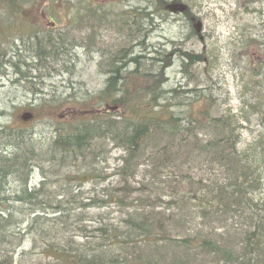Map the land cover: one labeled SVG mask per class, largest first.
I'll list each match as a JSON object with an SVG mask.
<instances>
[{"label":"trees","instance_id":"trees-1","mask_svg":"<svg viewBox=\"0 0 264 264\" xmlns=\"http://www.w3.org/2000/svg\"><path fill=\"white\" fill-rule=\"evenodd\" d=\"M60 1L43 2V8L68 4ZM180 3L185 2L154 0L146 7L122 11L116 16L91 9L97 5H89L91 8H86L78 18L74 15L80 12L54 18L66 24L44 33L32 31L25 21H18L14 49L0 52V89L12 81L14 74L19 82L26 83L25 88L16 89L23 90L20 98L27 103L13 102V121L18 118L21 121L27 113L31 114L29 123L40 113H57V108L67 105L70 99L96 100L92 110L106 106L107 111L105 114L84 110L83 116L76 115L71 123L66 118L57 126L51 125L56 121L52 116L47 118L44 130L19 129L11 123L1 127L0 264H14L18 250L32 231L36 237H30L31 246L41 243L42 251L52 255L49 264H190L185 252L166 262L158 247L159 241L183 245L185 249L193 247L188 238L182 244L170 235L174 229L172 219H179L177 213L185 219L197 220L205 229L204 237L198 236L199 249L209 255L210 262L220 263L222 259L264 264V133L248 150L237 148L240 137L234 128L236 121L229 113L217 114L214 106L210 73L215 55L211 50L183 51L172 42L171 49L163 53L159 46L144 44L154 30L155 18L165 21L164 16L174 13L175 7L179 10ZM27 4L28 0H2L0 11L28 13L23 8ZM182 6L184 16L189 18L190 8L187 4ZM79 28L84 29L81 35L76 34ZM190 32V36L198 38L195 24H191ZM109 33L118 35L120 43L109 48L101 46L99 41ZM255 34L258 36L249 41L250 45L264 51V21ZM241 37L244 43L245 35ZM4 40L2 46L8 44ZM93 45H98V71L104 80L98 91L79 90L68 99L53 94V80L44 79L61 76L63 71L72 75L80 62L77 48L90 51ZM174 60L185 73L198 67L193 79L188 80L194 86L184 89L181 96L176 88L169 89L166 80L165 68ZM199 85H205L204 90ZM58 86L69 90L73 85ZM259 87L254 93L257 99L252 104L246 103L256 111L264 108V79ZM48 90L53 95L48 97ZM35 101L40 103L36 105ZM47 101L51 103L46 104ZM198 102L206 104L196 115L190 107L182 108ZM44 132L49 135L46 139L39 134ZM100 141L110 142L124 152L115 171L122 176L123 184L136 176L135 171L141 165L146 180L140 193L130 199L132 210L127 212L121 226H100L95 230L98 234L92 237L95 240H86L73 250L67 238L73 221L78 223L79 215L74 210L87 204L79 202L67 179L92 174L94 165L98 168L106 161L99 150ZM69 169L78 171L70 174ZM36 171L42 178L34 186ZM122 189L118 203L137 193ZM110 199L111 195L101 197L97 206H105ZM181 223L180 227L184 221ZM225 235L238 239L240 250L236 255L224 250L227 246L221 239ZM233 242L229 240V244ZM145 246L150 247L156 258L140 257ZM22 255L24 251L20 258Z\"/></svg>","mask_w":264,"mask_h":264},{"label":"rangeland","instance_id":"rangeland-1","mask_svg":"<svg viewBox=\"0 0 264 264\" xmlns=\"http://www.w3.org/2000/svg\"><path fill=\"white\" fill-rule=\"evenodd\" d=\"M153 1L154 0H65L68 4L65 3L66 5H58L54 8L50 7V9L49 7L43 8L45 5L42 3L43 0H28V4L23 8L24 12L28 13L37 14L50 11L52 13H61L63 16V13L67 12H80L79 14H82V12L86 11V8H91L89 5H97L96 8L91 9H95L96 11L100 10L105 12V14L113 13L114 16H116L122 14V11H131V9L146 7L147 3H153ZM181 1L185 3H180L179 10L182 11L180 14H176L179 10H176L178 7H175L173 10L174 13L164 16L165 21L160 18H155L153 25L154 30L150 33L148 41H144V44L148 43L151 46H159L164 50L163 53L171 49L172 42L178 44L176 46L182 48L181 50L183 51L193 50L194 53H199L202 50H211L215 55L212 72L210 73V80H213V82H211V90L214 96L213 101L215 109L217 110V114L223 112L232 115L233 119L236 121L234 128H237L238 136L240 137L237 148L241 151L248 150L249 147H252L258 142L260 135L264 133V108H261L260 111H256L246 106V103L247 105L252 104V102L257 99L254 93L258 91V87L264 79V73L262 71L264 66V51L257 45H250L249 42L251 39H255L258 36L255 34L256 29L259 24L262 25L264 21V0ZM58 2L61 3L60 0H58ZM184 4H187L188 8H190L191 14L189 18L184 16L185 9L182 6ZM68 7L73 8V11H69ZM129 15H132V13H129ZM190 18L191 20H189ZM37 20L39 21V19ZM190 22L191 24H195L198 35L197 39L189 35L191 33V24L190 27L188 26L186 29V25ZM241 35H245L244 43H242ZM99 42L101 46H106L107 48L113 43H120L119 36L114 33L106 34L105 37L102 38V41ZM136 51L139 52V49H136ZM84 52L86 51H77V54L80 55L79 57L82 59L80 62H77L76 68L73 70L72 75H70L72 77H70L69 80H71L73 86L69 91L75 90L76 87L77 90L75 91L78 92L79 90L82 92L89 89H93L97 92L104 80L99 76L98 64L95 65L97 66L96 69L93 63H91L90 58ZM178 63L174 60L165 69H167L166 80H168L169 89L176 88L179 92L178 96H181V92L185 91L184 89L194 86L193 84H189L188 80L193 79L194 72L198 71V67L196 70L193 68L189 70L190 73H185ZM20 70L23 71L24 68H20ZM191 71L193 73H191ZM11 78L12 81L7 83L6 86H2L0 89V114H2V116H0V129L1 127L5 128L6 125L11 123L22 126L20 129L26 130L29 128H36V130H44L46 129L43 128L45 124L43 121L45 118L52 117L54 114L72 116V112L75 115H81L82 111L95 108V103H97L96 100L73 102L70 99L66 101L69 107H65L66 103H64L65 105L57 108V113L51 111L48 113L44 112L45 115L40 113L35 120L29 124L21 123V121H13V116L15 115V113H13L15 109L12 110L13 102L15 104H25L27 102L23 98H20L23 90H16L19 86L25 88L26 83L19 82L15 74ZM51 79L55 81L57 77L52 76ZM199 79L200 78L197 80ZM64 80H68L66 76ZM54 84H57V82H54ZM244 85H247V87H244ZM251 85L253 87L251 89L248 88V86L250 87ZM204 86L205 85H199L200 90H204ZM52 88H55V86L53 85ZM62 98L68 99L69 97L65 94ZM39 103V101H35L36 105ZM50 103L51 101L46 102V104ZM205 104V102H198L190 106H183L182 108L187 109L190 107L192 113L196 115L198 110L205 107ZM18 107L21 108L20 106ZM106 109L107 107L105 106L102 111H106ZM242 117H246V121L242 119ZM54 119H57V117L54 116ZM39 134H44L45 139L49 136L46 132ZM99 145L101 146L99 150L103 153L106 161L102 162L98 168H95L94 165L92 174H85L82 177L79 176L76 180L67 179V185L74 187V193H76V196H79V202L87 204L84 207L74 210V214L79 215V218L76 219L78 223H75V220L73 221V226L67 238V241L71 243L69 246L73 250L86 242V240H95V238L92 237L98 234L95 230L100 226H121L127 212L132 210L130 199L140 193L144 188L143 185L146 180L145 174L143 173L144 167L141 165L140 168L135 171L136 176L134 178H128L127 183L123 184L122 176L115 171L116 167L121 164L120 158L124 155V152L115 148L110 142L100 141ZM80 169H82V167H80ZM73 171L78 170L69 169L70 174H72ZM96 172L100 173V175ZM41 178L42 176L39 171H36L33 174L32 185L37 186ZM73 182H76L75 185ZM122 187L127 192L131 190L137 193H133L129 199L124 198L125 201L118 203L117 196L122 194ZM107 195H111L109 202L105 206H97L99 203L97 200ZM177 217L179 218L178 220L172 219L171 226L174 229L170 231V235L178 238L182 244L184 240L188 238V244L193 247L185 249L183 245H171L159 241L158 247L162 249L164 253L163 257L166 262H170L174 256L185 255V252L188 256L186 255L187 259L186 256L184 259L190 264H239L237 261L226 262L225 260L222 261V259L220 263L210 262V258H208L209 255L199 249V238L204 237L206 234L205 229L200 226L197 220L191 217L185 219L183 214L178 213ZM182 221H184V225L180 227ZM26 226L27 224L23 225V227ZM190 226L194 227L190 229ZM33 232L35 231H32V235L28 236L25 244L18 250L14 264H18L19 261L20 264H37L38 262L42 264L51 263L52 255L42 251L44 247H41V243H39V246H31L30 237H36V233ZM230 239L234 241L231 244H229ZM150 240L158 241L157 238H152ZM204 240L206 239L202 241ZM222 242L227 246L224 250L231 251V256H233L232 254L236 255L240 250L238 239L235 237L225 235L221 239V243ZM143 249L145 251L140 255L141 258H144V260L147 258H156V255L152 253L150 247L147 248V246H145ZM23 251L24 255L20 258V254Z\"/></svg>","mask_w":264,"mask_h":264},{"label":"flooded vegetation","instance_id":"flooded-vegetation-1","mask_svg":"<svg viewBox=\"0 0 264 264\" xmlns=\"http://www.w3.org/2000/svg\"><path fill=\"white\" fill-rule=\"evenodd\" d=\"M2 1V0H0ZM78 16H82L81 14H75L74 17L78 18ZM56 17H65V15L63 14H48V13H2L0 12V52L3 51H9L14 49V44L17 43V31H18V27L17 25L19 24L18 21H25L26 24H28L31 27L32 31H36V32H42L44 33L45 30L47 31H51L56 29V27H61L63 24H66L64 22H58L56 21ZM39 19V21L37 20ZM2 21H7V22H2ZM79 29H77L76 31H79ZM84 31V29H83ZM83 31H79L76 34L81 35L83 33ZM3 39H5L4 41L7 42L8 44H5L2 46V42ZM82 42V41H81ZM77 47V46H76ZM77 50L79 52H81L83 49H81L80 47L77 48ZM86 51V50H84ZM87 54V56L90 58L91 63L94 64H98L99 61V52H98V48L97 45H93V48L89 51L87 50L86 52H84ZM76 56L79 57L80 55L77 54L76 52ZM82 58L79 57V60H81ZM64 73L61 76L57 77L56 81L57 84H54L55 86V92H53V94H61L62 96L66 94L67 97H71L72 95H76L77 91L76 88L75 90L72 88H70L69 90L62 88V87H56V85H63L65 83L71 84V81L69 80V77L71 74L66 73L65 71H63ZM56 76V75H55ZM68 79V80H64V78ZM0 80H2L1 77V71H0ZM31 80V79H30ZM52 80V79H51ZM50 89V88H49ZM50 90L47 91V95L49 97V95H53L51 94V92H49ZM24 120H29L31 118V114L27 113V115H25Z\"/></svg>","mask_w":264,"mask_h":264},{"label":"bare ground","instance_id":"bare-ground-1","mask_svg":"<svg viewBox=\"0 0 264 264\" xmlns=\"http://www.w3.org/2000/svg\"><path fill=\"white\" fill-rule=\"evenodd\" d=\"M51 78H52V77H50V78H46V79H47V80H51Z\"/></svg>","mask_w":264,"mask_h":264}]
</instances>
